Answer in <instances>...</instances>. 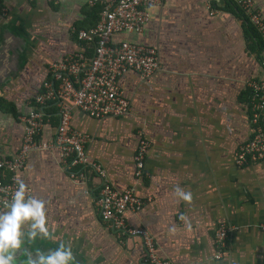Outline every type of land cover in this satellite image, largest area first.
Instances as JSON below:
<instances>
[{
	"label": "crops",
	"instance_id": "1",
	"mask_svg": "<svg viewBox=\"0 0 264 264\" xmlns=\"http://www.w3.org/2000/svg\"><path fill=\"white\" fill-rule=\"evenodd\" d=\"M0 2V40L11 42L10 49L0 46L3 158L20 145L18 115L47 80L49 62L77 49L71 29L89 26L95 17L86 0ZM252 4L264 21V0ZM147 11L141 32L113 39L153 46L159 68L147 77L133 70L118 77L127 113L95 118L73 106L70 125L87 135L86 153L105 168L111 185L132 187L145 200L124 218L151 232L161 257L171 264H264V230L258 226L264 222V162L238 165L234 159L252 131L247 81L264 78V49L259 57L249 47L246 23L224 0H162ZM54 112L42 126L41 141L53 132ZM140 136L148 142L145 173L135 177ZM18 176L46 202L49 223L56 226L55 240L38 237L25 245L34 256L62 241L71 244L73 264H140L139 239L117 238L100 219L93 197L97 178H71L55 148L30 150ZM177 185L193 193L191 205L176 197ZM181 214L191 220V230ZM220 223L232 229L217 257L214 230ZM173 226L175 234L169 232Z\"/></svg>",
	"mask_w": 264,
	"mask_h": 264
},
{
	"label": "built area",
	"instance_id": "2",
	"mask_svg": "<svg viewBox=\"0 0 264 264\" xmlns=\"http://www.w3.org/2000/svg\"><path fill=\"white\" fill-rule=\"evenodd\" d=\"M100 0H86L93 5ZM162 0H104L94 25L75 29L80 41L77 49L48 64V78L29 101L27 109L18 115L22 123V137L17 151L0 158V207L18 187V171L24 165L27 153L33 149L55 148L64 171L73 179L86 180L93 176L98 180L94 202L100 219L117 238H138L141 245L140 264H171L161 257L151 232L143 226L128 225L124 212L138 210L144 199L132 187L119 191L108 178L105 168L91 160L86 153L87 135L77 132L70 125L71 108L95 118L121 116L127 113L129 101L117 83L128 70L143 77L159 68L156 49L151 45L113 37L117 34L139 33L149 18L148 6ZM236 5L252 26L264 37V21L252 0H235ZM0 9L4 7L0 2ZM213 10H211L212 12ZM249 94V120L252 131L246 141L235 151V163L264 162V78L247 81ZM54 110L57 122L51 136L40 140L43 124ZM147 140L140 136L133 153L134 176L144 172ZM30 193V187L28 186ZM264 230V222L258 224ZM231 225L220 223L214 230V241L219 257L227 247Z\"/></svg>",
	"mask_w": 264,
	"mask_h": 264
},
{
	"label": "clouds",
	"instance_id": "3",
	"mask_svg": "<svg viewBox=\"0 0 264 264\" xmlns=\"http://www.w3.org/2000/svg\"><path fill=\"white\" fill-rule=\"evenodd\" d=\"M18 187L11 195V200H4L7 211H0V264H17L18 253L26 255L23 264H73L76 256L71 244L59 242V246L49 252L42 249L35 251V256L30 250L31 245L39 237L40 239L55 240V224H50L47 216L46 202L29 193L28 186L19 176L16 179ZM174 193L179 200L191 205L193 193L177 185ZM180 220L191 230V220L184 214ZM173 226L169 232L175 234Z\"/></svg>",
	"mask_w": 264,
	"mask_h": 264
},
{
	"label": "trees",
	"instance_id": "4",
	"mask_svg": "<svg viewBox=\"0 0 264 264\" xmlns=\"http://www.w3.org/2000/svg\"><path fill=\"white\" fill-rule=\"evenodd\" d=\"M215 0H212V2H214ZM225 1V5H233V9L237 11V13H239L240 17L242 18V20L246 23L247 25V30H248V39H249V47H251L252 49L256 50L257 55H259L260 57V50L264 49V37L258 33L256 31V29L252 26V24L249 22V20L247 19V17L242 13L241 9L236 5V3L234 2V0H224ZM102 1H98L93 5H89L91 6L88 8V14L90 16L94 15L95 18H93L92 22L89 24V26L94 25L98 19V15L99 12L101 10L102 7ZM88 15V16H89ZM88 27V26H86ZM86 27H75V29H79V28H86ZM76 36V34H74Z\"/></svg>",
	"mask_w": 264,
	"mask_h": 264
},
{
	"label": "water",
	"instance_id": "5",
	"mask_svg": "<svg viewBox=\"0 0 264 264\" xmlns=\"http://www.w3.org/2000/svg\"><path fill=\"white\" fill-rule=\"evenodd\" d=\"M4 43H6V44H3L2 40H0V46H2V47H3V46H6L7 49H10V48H11V42H10V40H5ZM7 49H6V50H7ZM43 250H44V249H43ZM45 251H46V253H47V252H49V251H51V250L49 249L48 251H47V250H45ZM20 260H21V259H20ZM20 260L17 261V264H23V262H19Z\"/></svg>",
	"mask_w": 264,
	"mask_h": 264
}]
</instances>
